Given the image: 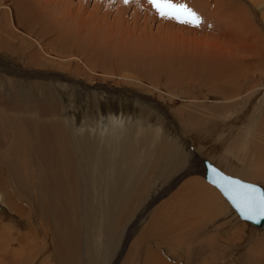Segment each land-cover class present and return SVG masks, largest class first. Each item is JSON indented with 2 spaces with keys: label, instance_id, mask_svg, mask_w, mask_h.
Wrapping results in <instances>:
<instances>
[{
  "label": "bare ground",
  "instance_id": "1",
  "mask_svg": "<svg viewBox=\"0 0 264 264\" xmlns=\"http://www.w3.org/2000/svg\"><path fill=\"white\" fill-rule=\"evenodd\" d=\"M2 1L7 10L0 16V59L24 76L15 81L12 70L2 71L0 63V264H99L117 246L135 206L185 169V144L168 124L172 114L185 136H200L208 132V117L218 121L232 110L226 102L249 101L257 88H264V0H215L213 17L220 32L214 34L157 20L147 0H95L90 13L82 6L87 0L77 6L70 0ZM114 2L117 15L111 19ZM99 8L102 21H108L103 28L86 20ZM131 8L133 27L124 24ZM153 22L161 24L158 35ZM164 27L193 34L191 54L214 45H221L222 53L210 50L212 56H202L207 61L196 63L189 61L192 55L182 56L181 70L169 68L177 60L160 65V50L191 46L177 44ZM26 68L35 70L34 76H25ZM37 71L54 80L36 81ZM190 77L191 83L199 77L210 90L202 95L198 86H189L182 94L180 87ZM78 87L107 93L86 92L77 100ZM59 98L74 112L58 107ZM196 100L215 104L197 105ZM202 106L209 116L199 112ZM251 114L246 124L231 128L235 150L227 148L219 164L225 166V157L233 174L264 185V110L258 117ZM95 195L101 203L93 215L90 198ZM225 201L188 175L150 209L123 264H264V231H248ZM90 227L99 230L100 241L92 243Z\"/></svg>",
  "mask_w": 264,
  "mask_h": 264
},
{
  "label": "rangeland",
  "instance_id": "2",
  "mask_svg": "<svg viewBox=\"0 0 264 264\" xmlns=\"http://www.w3.org/2000/svg\"><path fill=\"white\" fill-rule=\"evenodd\" d=\"M1 2H0V12H2L1 13V17H2V15L4 14V12L7 10L6 9V6L5 5H3V1L2 0H0ZM74 5H76L77 6V4H78V1L79 0H70ZM118 1V0H117ZM131 2H130V4H132L133 3V1H134V3H138V2H140V0H130ZM214 1L215 0H173V3H176V4H178V3H181V2H183V5H186L187 6V8H189L195 15H196V17H198L199 18V21H200V23H199V27H193V26H191L190 27V25L189 24H184V26H183V24L181 25V23H177L176 21H174V20H166V19H162L163 21H165L166 23H169L170 22V24H172V25H174V26H178V27H183V28H186V29H191V30H196L197 32H200V33H202V34H214L216 31L218 32L219 31V29H220V25H218V23L215 21V19H214V17H213V12H214V10H215V8H216V4L214 3ZM225 1V0H224ZM94 2H95V0H87L86 2H84V4L82 5V6H85L86 7V9H87V11L89 12L91 9H93V5H94ZM116 2V1H115ZM112 3V5H111V11H110V18L111 19H113V17L115 16V15H117V13H116V11L114 10L116 7H117V5H116V3ZM234 2H235V0H234ZM244 3H246L245 1H243ZM118 3V2H117ZM236 3V2H235ZM150 8H151V6H150ZM100 9V10H99ZM98 9V11H100V12H98V16H97V12L95 13V15L96 16H94L93 17V13H92V18L90 17V16H87L89 13H84V16H87V18H90V19H86V17H82L84 20L86 19V20H92L91 22H93V23H97V24H99L102 28H103V25H104V22L106 23V21L107 20H103L102 21V11L104 12V10L102 9V8H99ZM114 10V11H113ZM151 10V11H150ZM149 10V12H150V14H151V12H152V8ZM131 12H132V8L129 10V11H126V17H128L129 18V20L127 21V22H124V24L125 25H127V23H128V25H129V27H133V22H132V20L130 19V14H131ZM155 11H154V9H153V15L156 17V19L157 20H161V18L156 14V12L154 13ZM80 14H82V12L80 13ZM100 14V15H99ZM151 14V15H152ZM90 15V14H89ZM0 17V18H1ZM98 17H100V18H98ZM101 19V21H99V20H97V19ZM130 20H131V22H130ZM202 20V21H201ZM142 21V20H141ZM140 21V22H141ZM99 22V23H98ZM108 22V21H107ZM133 24V25H132ZM152 25H153V33L155 34H159V32H157L158 30H159V27H160V25H158V23L157 22H153L152 23ZM187 25H189V27L187 26ZM210 26L209 28H208V26ZM158 26V27H157ZM175 28V27H174ZM205 28V29H204ZM164 29H165V32H169V33H171L172 35H174V36H171V37H175L176 36V38H174V40L176 41V39H177V44H183L185 41H186V44L187 45H190L191 44V46H187V48L186 49H184V50H182V51H176L177 49H174V51H172V50H167V51H162V50H160L159 52H158V55H160V56H158L159 58H156V59H159V64L161 65H164L165 63H171L172 65L174 64V62H175V64L172 66V67H169V68H171V69H184L185 68V65L183 66V64L181 63L182 61H181V57L182 58H184V59H186L188 56H190V55H192L193 57H188V59H189V61H191V62H194V63H196V62H198V61H207V58L206 57H208L210 54H211V56H212V52L211 51H213V55H214V53H216L217 52V55L218 56H220L221 55V53L222 52H218V51H221V49H222V46L220 45L219 46V48L218 47H215V45L213 46V48L212 49H210V50H205V52L204 51H200L199 53H197V52H194V51H192L193 52V54H191L190 53V51H188L187 49H189L190 47V49H192L195 45V43H194V41H193V37H194V35L193 34H191V35H189L190 33L187 31V30H185V29H181L180 30V32L179 31H176V29H169V30H166V28L164 27ZM164 29L162 28V30L161 31H164ZM203 29V30H202ZM116 31H118V32H120V31H122V29L121 28H118V29H116ZM160 31V32H161ZM173 31L175 32V33H173ZM187 31V33H185ZM204 32V33H203ZM220 32V31H219ZM180 33V34H179ZM157 34V35H158ZM186 35V36H185ZM179 38H180V40H179ZM188 39V41L189 42H187V39ZM190 40H191V43H190ZM172 39H170V44H171V46L173 47L174 45H176L175 44V42L173 41ZM261 46H262V48H263V51H264V43H263V45H262V43H261ZM215 48H217V49H220V50H217V51H215L216 49ZM189 49V50H190ZM187 50V51H186ZM207 51V52H206ZM164 52V53H163ZM169 52H172V54L170 53V54H168ZM175 53V54H174ZM195 53V54H194ZM197 53V54H196ZM204 53V54H203ZM220 53V54H219ZM201 54V55H200ZM207 54H209V55H207ZM196 57H195V56ZM205 56V55H207L206 57H202V56ZM162 56V57H161ZM200 56V57H199ZM166 57V58H165ZM178 57V58H177ZM215 57V56H214ZM163 58V59H162ZM191 58V59H190ZM196 58V59H195ZM155 59V58H154ZM165 59V60H164ZM171 59V60H170ZM174 59V60H173ZM194 61H193V60ZM199 59V60H198ZM7 61H10V62H12L11 60L12 59H6ZM179 60V61H178ZM158 61V60H157ZM161 61V62H160ZM162 61H164V62H162ZM167 61V62H166ZM196 61V62H195ZM0 63H1V66H3L2 68H3V70L2 71H4V70H8L9 68H11V65H9L8 63H6V61L5 62H3V60L2 59H0ZM180 64H181V67H183V68H181L180 67ZM202 64V63H201ZM22 65V64H21ZM166 65V64H165ZM111 66V68H113V67H115L114 65H110ZM179 66V67H178ZM176 67V68H175ZM178 67V68H177ZM14 68V67H13ZM12 68V69H13ZM161 68H163V66L161 67ZM165 68H166V66H165ZM12 69H9L10 71L12 70ZM14 69H16V68H14ZM57 69V70H56ZM1 71V67H0V72H2ZM55 71H57V72H59V71H63V69L61 70V69H59V68H55ZM12 72H13V79L16 81V79L15 78H17V77H22V76H24V75H22L21 73H20V71L18 72H16L15 70L13 71L12 70ZM61 72H59V73H61ZM34 73H35V70L33 71V72H30L29 71V68H26L25 69V76H29L30 74L31 75H33L34 76ZM36 73H38V71L36 72ZM62 75V74H61ZM67 74L65 73V76H66ZM42 76V77H41ZM69 76V75H68ZM75 76V75H74ZM44 77V78H43ZM70 77V76H69ZM99 78H101V77H99ZM196 77H194L193 78V80L195 79ZM21 79V78H20ZM20 79H18L17 81L19 82V80ZM34 79L36 80V81H38V82H43L44 81V83L45 82H49L50 80H54V77H50V76H43V75H40L39 73H38V76H36V77H34ZM44 79V80H43ZM58 79V78H57ZM69 79V78H68ZM102 79H105V78H102ZM198 80H195V81H193V82H195V83H191V81L190 80H192L191 79V77L190 78H188V79H186V80H184V82H183V85H184V83L186 82L187 83V85L186 86H184V88L183 87H180V89L182 90H180L181 91V93L182 92H184V95L185 94H187L186 92H188V87H189V89H191V88H193L194 86V88H196L197 86H198V90L199 91H201L200 93H202V91L203 92H205V93H207L210 89L209 88H207L205 85H202L201 84V81H200V79H199V77L197 78ZM40 80V81H39ZM62 81H67V83H68V85H70V83H71V80L69 81V80H67V79H61ZM106 81H107V83L108 84H110V85H116L115 83H111L110 81H109V78L107 77L106 79H105ZM111 80L112 81H114V80H116V78L115 77H112L111 78ZM123 80H125V79H123ZM127 81V80H126ZM196 81H197V83H196ZM73 82V81H72ZM83 82V81H82ZM131 82V84H133L134 83V81H130ZM189 83H190V85H189ZM200 84V88H199V84ZM192 86V87H191ZM186 87H187V89H186ZM94 88H96V89H94ZM87 87V88H81V87H78V88H75V91H74V94H76L75 95V97L77 98V100H79V98H80V96L81 95H83L84 93H86V92H101L102 94H104V95H106V91H103V89H101L100 87V90H99V88H97V87ZM98 89V90H97ZM209 89V90H208ZM187 90V91H186ZM186 91V92H185ZM205 93H202V95H205ZM79 94V95H78ZM183 94V93H182ZM148 96H151V95H148ZM263 97V98H262ZM249 98V97H248ZM61 98H59L58 99V101H57V105H58V107H62L65 111H68V110H70L69 108L70 107H72L71 109V111L72 112H74L73 110H74V106H72L71 104L69 105L68 103L69 102H67L66 100H60ZM263 99H264V88H257L255 91H254V93H252V96H251V98H250V100L248 101V99H247V97L246 98H244V99H241V102L240 101H231V102H226L227 104H229V103H231V104H233V105H231L233 108H232V110H228L227 111V115H225L224 117H222L221 119H219L218 121H217V119H215V118H213V117H215L214 115H213V117L212 118H209L208 117V119H211V122L209 121V127H208V132L206 133V134H201L200 136H199V133L198 134H196V135H194L193 136V134H192V136L190 137L189 135L188 136H185V135H187V134H185V132H183L184 130H182V127H181V125L179 124V122H173V117H175V116H173V114H172V122L170 123V122H168V124H169V126H171V131L174 133V134H176V140H179V142H182V140H183V143L185 144V145H183L182 147H181V152H182V154H183V156H184V160H183V163H182V165H181V167L182 166H184V170H182L181 172H179V173H176V174H174L167 182L166 181H162L161 183H160V185L159 186H157L155 189H154V191L151 193L152 195L150 196V194H148V196L147 197H145L147 200L144 202V201H142L139 205L140 206H138V205H136L135 206V215L131 218V219H129L128 221H127V223H126V228L124 229V231H123V233H122V235H121V237H120V240L118 241V243H117V246L115 247V249L109 254V255H105V254H103L104 256V261L101 263V264H123V261H124V258H126V256H127V253H128V250H129V246H130V244H131V242L133 241V239L132 238H135V235L138 233V230L142 227L141 225H143L145 222H146V220H147V217H148V213L151 211V210H153V208H155L157 205H159L161 202H163L164 200H166L168 197H169V195L175 190V188L181 183V181H183V182H185L187 179H188V175L190 176V177H196L197 179H199V180H201L207 187H210V188H212L214 191H216V193H218V195H219V197L223 200V201H225V199L222 197V196H220V193L216 190V188L215 187H213V186H211V185H209L208 183H206L205 182V180H204V169H203V164L201 163V159H206V160H208V161H210L212 164H214L217 168H219L222 172H224L225 174H229V175H231V176H236V177H238V178H240L239 176H237L236 174H233V172H231L230 171V169H228L230 166L227 164V166H226V163H228V161H227V158L226 159H224V158H222V160L223 161H225L226 160V162H225V166H222V164H219L220 163V160H219V158L221 157V155H223L224 153H226V152H228L227 150L228 149H232L231 151H234L235 150V144H234V141H233V138H232V136H231V134H230V132H232L233 130L231 129V128H233V129H235V130H237L239 127H241L242 125H244V124H246V121L249 119V117H250V110H251V112H252V117L254 116V117H258L260 114H262V111L264 110V101H263ZM68 100V99H67ZM160 100V99H159ZM64 101V102H63ZM199 101H201L200 103H199ZM208 101V100H207ZM198 102V103H197ZM210 102H212V101H210ZM210 102H204L203 100H196L195 101V103L197 104V105H206V104H215V103H210ZM214 102H218V101H214ZM237 102V103H236ZM240 102V103H239ZM219 103V105L221 104V106H222V104L223 103H220V101L218 102ZM217 103V104H218ZM236 104V105H235ZM70 106V107H69ZM203 107V106H202ZM205 107V106H204ZM203 107V108H204ZM199 109V112L200 113H202L203 115H208L209 113H206L205 111L207 110V109ZM190 109H193L192 107L190 108ZM187 110H189V109H187ZM194 110V109H193ZM204 110V111H203ZM234 110V111H233ZM248 110H249V112H248ZM81 113H82V116H84L85 115V108L84 107H82L81 108ZM242 111V112H241ZM85 112V113H84ZM205 112V113H204ZM232 112V113H231ZM80 113V114H81ZM178 113H180V110L178 111ZM196 113V112H195ZM210 115V114H209ZM208 115V116H209ZM207 117V116H206ZM235 119V120H234ZM165 120L167 121V118H165ZM212 120H214V121H212ZM227 121V122H226ZM213 122V123H212ZM231 122H233V123H231ZM236 122V123H235ZM217 123V124H216ZM176 124V125H175ZM213 126H214V130H211V129H213ZM223 126V127H222ZM239 126V127H238ZM215 127H217V129L215 128ZM95 129V128H94ZM92 130L93 131V134H95V131H96V129L95 130ZM179 129V130H178ZM175 130V131H174ZM217 130H219V132L217 131ZM183 132V134H182V132ZM179 133V134H178ZM186 133H187V131H186ZM182 136V138H180ZM205 136V137H204ZM195 137V138H194ZM198 137V138H197ZM204 137V139H202ZM177 138H179V139H177ZM200 138V139H199ZM205 138H206V140H205ZM193 139V140H192ZM196 141H195V140ZM202 139V140H201ZM201 140V141H200ZM219 140V141H218ZM246 140V139H245ZM193 141V142H192ZM194 141L196 142V143H194ZM198 141H199V143H198ZM203 141V142H202ZM206 141V142H205ZM190 143H194L193 145L192 144H190ZM197 143H198V145H197ZM218 143V144H217ZM102 143H100V145H101ZM188 144V145H187ZM186 146V147H185ZM193 146V147H192ZM221 146H222V148H221ZM228 146H230V148L228 147ZM183 147H185V149L183 148ZM188 147V148H187ZM196 147V148H195ZM221 148V149H220ZM228 148V149H227ZM186 150V151H185ZM221 150V151H220ZM183 151H184V153H183ZM195 152V153H194ZM223 152V153H222ZM139 156V155H138ZM187 166V167H186ZM224 167V168H223ZM231 167L232 168H236V169H238V167H237V165L236 164H234V165H232L231 164ZM184 172V175L181 177V179H176L179 175L181 176L182 175V173ZM191 174V175H190ZM77 178H78V176H77ZM241 180H244V181H248V182H251V183H255V184H257V185H260L263 189H264V185H262L263 183L260 181V182H253V181H251V180H246V179H243V178H240ZM178 180V181H177ZM177 182V183H176ZM174 183H176V185L171 189L170 187L174 184ZM262 183V184H261ZM98 195H95L94 197H92V198H90L91 200V208H92V214L93 215H95L96 214V212H95V208H96V206L98 205V203L100 202L101 203V199H99L100 198V196H98ZM158 196V197H157ZM2 196H1V193H0V198H1ZM150 197V198H149ZM98 198V199H97ZM155 199H156V201H155ZM154 201V202H153ZM99 203V204H100ZM225 203H227L226 201H225ZM1 206H2V209H5L6 208V204H4L3 203V201L1 200ZM227 205V208H228V211H229V213L232 215V217L236 214L234 211H233V209L229 206V204L227 203L226 204ZM4 207V208H3ZM151 209V210H150ZM235 213V214H234ZM236 216V215H235ZM238 216H236V218H237ZM238 219V218H237ZM244 223H245V226H246V229L248 230V231H253V230H255V231H257V232H261V231H264V228H262V229H259V228H256V227H253L252 225H250V224H248L247 222H245V221H243ZM89 232H90V235L92 236V243L95 241V238H97L99 241H100V235L98 234V232H99V230L98 229H95V228H92V227H90V229H89ZM84 238V237H83ZM127 252V253H126ZM84 262V261H83ZM99 263V264H100Z\"/></svg>",
  "mask_w": 264,
  "mask_h": 264
},
{
  "label": "snow or ice",
  "instance_id": "3",
  "mask_svg": "<svg viewBox=\"0 0 264 264\" xmlns=\"http://www.w3.org/2000/svg\"><path fill=\"white\" fill-rule=\"evenodd\" d=\"M129 2L130 0H124L126 4ZM147 2L161 19L174 20L193 27L199 26V18L186 5L173 3V0H147ZM241 188L245 191L229 196L241 216L245 219L264 218V196L254 195L255 189H251L250 186L243 185Z\"/></svg>",
  "mask_w": 264,
  "mask_h": 264
},
{
  "label": "water",
  "instance_id": "4",
  "mask_svg": "<svg viewBox=\"0 0 264 264\" xmlns=\"http://www.w3.org/2000/svg\"><path fill=\"white\" fill-rule=\"evenodd\" d=\"M201 162L204 167V179L209 184L215 186L219 191L221 196L228 202L230 207L234 210L237 216L245 220L256 227L264 226V218L256 217L255 219H245L241 216L239 210L233 205L232 201L229 199L230 195H235L237 192L245 191L241 188L243 185L250 186L251 189H255L254 195L264 196L261 186L241 180L235 176L225 174L220 169H218L214 164L206 159H201Z\"/></svg>",
  "mask_w": 264,
  "mask_h": 264
}]
</instances>
